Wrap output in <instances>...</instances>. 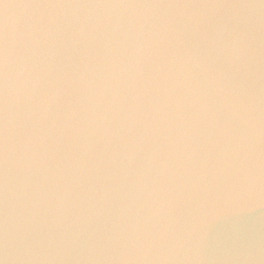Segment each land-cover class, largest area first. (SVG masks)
<instances>
[{
    "label": "water",
    "instance_id": "obj_1",
    "mask_svg": "<svg viewBox=\"0 0 264 264\" xmlns=\"http://www.w3.org/2000/svg\"><path fill=\"white\" fill-rule=\"evenodd\" d=\"M264 264V0H0V264Z\"/></svg>",
    "mask_w": 264,
    "mask_h": 264
},
{
    "label": "clouds",
    "instance_id": "obj_2",
    "mask_svg": "<svg viewBox=\"0 0 264 264\" xmlns=\"http://www.w3.org/2000/svg\"><path fill=\"white\" fill-rule=\"evenodd\" d=\"M4 261V264H7V261H6V259L5 260H3Z\"/></svg>",
    "mask_w": 264,
    "mask_h": 264
}]
</instances>
